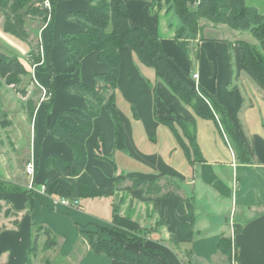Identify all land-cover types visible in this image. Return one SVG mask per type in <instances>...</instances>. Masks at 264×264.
<instances>
[{
  "label": "crops",
  "instance_id": "crops-1",
  "mask_svg": "<svg viewBox=\"0 0 264 264\" xmlns=\"http://www.w3.org/2000/svg\"><path fill=\"white\" fill-rule=\"evenodd\" d=\"M49 1L53 8L50 24L34 32L44 62L43 66L35 68L34 78L39 87L52 89L53 101L48 114L43 102L35 114L30 158L37 162L34 178L37 191L40 185L56 177L54 170L46 168L47 155L67 162L73 160L70 147L57 141L50 131L51 124L64 109L85 106V99L69 93L68 85L74 81L91 85L96 74L107 72V65L97 61L95 52L87 54L77 70L68 63L64 35L81 32L83 28L67 15L86 12L89 1ZM124 5L130 27L145 29L159 37L163 51L171 58L169 63L173 70L180 76L189 74V86H200L224 105L248 148L251 162H238L214 121L197 117L155 78L152 71L138 63L131 50L120 48L115 106L123 129L124 149L114 145L113 122L101 107L85 141L84 170L97 187H113V178L121 180V184L111 198L82 200L79 208L59 202L60 199L68 200L65 194L69 184L63 180L55 196L38 192L31 202L28 194L0 193V206L7 211L5 215L0 214V264H27L28 250L38 234V227L49 230L57 243V254L45 264H124L90 251L79 238L80 228L111 225L137 232L146 227L149 214L158 223V229L151 231L145 242L149 249L163 248L158 239L161 236L188 249L192 264H230L227 255L218 248L219 241L224 238L237 248L236 264H264V90L243 69L242 52L235 44L248 41L253 45L254 39L251 43L240 38L209 37L203 30L204 41L194 40L188 44V54L196 53V60L192 62L190 55L186 59L174 42L171 28L159 22L149 1L126 0ZM201 23L204 29L205 25H212ZM0 26V39L16 48L17 40L2 30L1 14ZM212 28L206 31L218 32ZM29 50L28 46V53ZM51 70L55 73L53 76ZM194 73L196 80L192 79ZM155 96L158 97L156 101ZM154 104L157 117L176 116L195 122L202 162L189 165L168 128L155 121ZM165 178L179 184L177 194L167 192L163 196L150 197L142 188L133 190L128 182L129 179ZM121 194L127 195V199L118 206L117 197ZM163 244L168 245V242Z\"/></svg>",
  "mask_w": 264,
  "mask_h": 264
},
{
  "label": "trees",
  "instance_id": "trees-1",
  "mask_svg": "<svg viewBox=\"0 0 264 264\" xmlns=\"http://www.w3.org/2000/svg\"><path fill=\"white\" fill-rule=\"evenodd\" d=\"M43 0H0V14L3 17V32L17 41L28 44L29 64L40 63V46L37 42L33 48L29 41V34L25 28V21L35 19L44 23L47 13L41 7ZM89 8L86 12H73L67 15L69 20L77 22L83 28L81 32L67 33L64 35V44L68 50V63L73 70L81 67L83 58L91 53L97 54V61L107 65V72L96 74L91 85L74 81L68 85L71 94L85 99L83 108L71 107L64 109L61 116L56 118L50 126L53 137L70 147L73 160L67 162L61 158L47 155L45 165L47 169L54 170L56 177L44 184L45 194L55 196L61 180L69 184L65 198L72 206L79 208V202L86 199L111 198L119 185L117 178H113V187L100 188L95 185L92 178L85 172L86 150L85 141L91 133L93 120L99 115L103 107L111 117L114 126V145L123 150V129L115 106V90L119 75L120 48H128L135 55L138 63L149 69L169 92L179 102L192 110L200 119L215 122L225 141L232 149L235 158L240 163L251 162L248 148L242 140L237 126L228 117L225 107L214 96L205 92L200 86L196 88L187 84L189 74L180 76L171 67V58L166 54L158 36L152 35L145 29L132 28L128 24V14L125 8L126 0H88ZM149 1L153 6H168L177 18V25L173 30V40L189 58L188 44L191 41H204V25H224L237 32H249L255 44L246 41L235 42L242 52L241 64L243 69L264 90V13L261 14L246 0H133ZM53 17V8L51 10ZM32 43V44H31ZM32 46V47H31ZM42 66L44 65L42 58ZM40 65V66H41ZM37 66V67H40ZM36 72V71H35ZM28 74L23 62L16 56H6L0 52V81L8 87L15 88L21 78ZM55 74L52 70L50 75ZM52 94V89L48 92ZM158 97H154L156 101ZM46 106V114L52 107V96ZM155 121L168 128L183 151L189 165L202 162L195 135V122L184 121L176 116L160 118L156 116L155 104L153 106ZM33 109L27 108L28 115L32 116ZM35 175L37 173V162ZM122 182V181H121ZM133 190L144 189L150 197L163 196L167 192L177 194L179 184L171 178L163 180L129 179ZM21 192L29 195L32 201L33 194L14 186L8 182L0 183V193ZM30 202L28 209L31 208ZM2 207L0 206V212ZM97 227V225H96ZM101 226L98 225V229ZM90 226L80 228L79 238L88 249L97 255L124 264H161L156 255L161 256L159 250L149 249L145 246L147 233L144 231L129 232L117 226H111L108 238L101 236V231L93 232ZM41 233L44 242L50 246L57 245L53 234L42 227L36 232ZM234 232L238 230L235 228ZM117 237H119L117 239ZM40 236L33 237L28 250L27 264H32L38 256L37 240ZM137 245V247H136ZM219 250L230 258L234 252L237 258V248L228 239H221L218 243Z\"/></svg>",
  "mask_w": 264,
  "mask_h": 264
},
{
  "label": "rangeland",
  "instance_id": "rangeland-1",
  "mask_svg": "<svg viewBox=\"0 0 264 264\" xmlns=\"http://www.w3.org/2000/svg\"><path fill=\"white\" fill-rule=\"evenodd\" d=\"M246 4L256 8L259 13H264V0H246ZM152 10L153 13L156 14L159 22L161 24H167L173 32L177 25V18L173 15V11L165 5L153 6ZM50 21L51 16H47L44 23L35 19H28L26 22V29L27 31L34 33L38 27L43 26L44 24L49 25ZM221 26L222 25H205L204 31L209 34V37L214 36L215 38L219 37L232 40L240 38L249 40L253 43V39L249 32L234 33L230 31L229 28ZM206 28L218 29V32L210 33L209 31H206ZM30 40L32 43L34 42L31 44L33 48H35L34 45L38 42L35 33L30 35L29 41ZM16 44V48H14L10 43L0 39V52L6 56H16L21 62H23L25 68L28 70V74L21 78L20 83L15 88L8 87L0 81V183L6 182L5 180L7 179V181L18 184L20 188L34 195V193L27 188L29 179L25 174L24 167L30 160V150L34 136L37 107L41 102L45 103L47 106L51 99L48 95L43 96V93H41L40 89L33 81L32 66L37 63H28L29 61L31 62L28 55V44L20 41H17ZM195 54L194 51H191L189 54L192 62L196 60ZM29 105L34 108L32 116L28 115L27 108ZM119 184H121V181H119ZM126 199L127 195L121 194V197H117V200L119 201H117L116 204L119 206L123 201L126 203ZM112 205L114 208V204ZM3 209L4 208L2 207L0 212L1 215H5L7 212ZM146 223V227H143L140 231L146 232L148 237L151 231L158 229L156 228L158 223L154 221V217H152L151 214L147 217ZM97 227L94 226L90 230L93 232L101 231V236L108 238V230H111V225L106 227L101 226L100 228H102V230H99ZM38 235L40 236L37 240V251L39 253L36 262H33V264H45L49 258L57 254V251L56 248L50 246L48 242H44L45 239L41 236V232H38ZM118 238L119 237H117V239ZM158 239L162 242L160 243L158 241L163 248L157 249L161 256L156 255V258L161 264H174L177 262L179 264L193 263L188 249L178 246L170 239H163L161 236L158 237ZM164 241H167L168 245L163 244ZM231 258L232 256L230 255L229 261H231Z\"/></svg>",
  "mask_w": 264,
  "mask_h": 264
},
{
  "label": "built area",
  "instance_id": "built-area-1",
  "mask_svg": "<svg viewBox=\"0 0 264 264\" xmlns=\"http://www.w3.org/2000/svg\"><path fill=\"white\" fill-rule=\"evenodd\" d=\"M41 7H42V9H44L46 11L47 16L51 15L52 5H51L49 0H43L42 3H41ZM41 64H42V55H41L40 63L39 64H34L32 66V78H33V81L35 82L36 86L40 89L41 93H43V96L48 95L49 97H51L50 92H48V90H46V89H44L42 87H39L38 82L34 78L35 68L37 66H40ZM192 79L193 80L197 79V74L196 73L192 74ZM24 171H25V174L28 176V179H29V182H28V185H27L28 190L32 191L33 193H38V192L45 193L44 185H40V187L38 188V191L36 189V185H35V182H34V178H35V164H34V161L31 158L27 162V164L25 165ZM59 202L62 205H67L68 203H70L66 199H60ZM231 256H232V258H231L230 264H236V261L234 259V252L233 251L231 252Z\"/></svg>",
  "mask_w": 264,
  "mask_h": 264
}]
</instances>
